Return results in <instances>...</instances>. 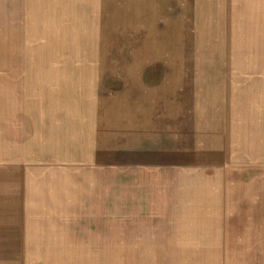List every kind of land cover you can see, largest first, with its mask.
Listing matches in <instances>:
<instances>
[{"label":"rangeland","instance_id":"374dc122","mask_svg":"<svg viewBox=\"0 0 264 264\" xmlns=\"http://www.w3.org/2000/svg\"><path fill=\"white\" fill-rule=\"evenodd\" d=\"M0 264H264V0H0Z\"/></svg>","mask_w":264,"mask_h":264}]
</instances>
